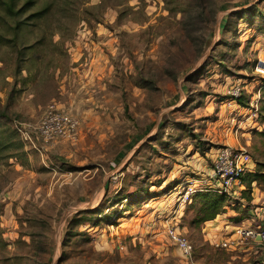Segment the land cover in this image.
Wrapping results in <instances>:
<instances>
[{"label": "rangeland", "instance_id": "rangeland-1", "mask_svg": "<svg viewBox=\"0 0 264 264\" xmlns=\"http://www.w3.org/2000/svg\"><path fill=\"white\" fill-rule=\"evenodd\" d=\"M46 3L0 45V264H264L235 234L264 211V184L243 197L253 172L217 220L194 223L202 192L186 196L223 145L264 170V0ZM53 103L77 129L45 143Z\"/></svg>", "mask_w": 264, "mask_h": 264}, {"label": "built area", "instance_id": "built-area-1", "mask_svg": "<svg viewBox=\"0 0 264 264\" xmlns=\"http://www.w3.org/2000/svg\"><path fill=\"white\" fill-rule=\"evenodd\" d=\"M258 67L261 72L264 71V60L259 62ZM232 94L235 102L241 94V88H236ZM255 110H257L256 107ZM76 129L77 124L72 115L53 103L49 104L44 110L36 132L45 143H50L72 137ZM251 161L253 160L250 154L243 147L221 146L213 158L211 178L209 182L204 183L206 187L197 185L189 187L186 196L192 192H206L208 190L220 193L236 192L238 188L242 187L241 178L243 175L254 172V165H249ZM262 212L261 216L258 215L256 224H249L248 227H236L235 234L240 240H250L264 247V211ZM166 236L171 244L175 245L185 257L192 254V243L177 227L169 226L166 229ZM231 242L226 238L218 245L226 248Z\"/></svg>", "mask_w": 264, "mask_h": 264}, {"label": "trees", "instance_id": "trees-1", "mask_svg": "<svg viewBox=\"0 0 264 264\" xmlns=\"http://www.w3.org/2000/svg\"><path fill=\"white\" fill-rule=\"evenodd\" d=\"M38 0H0V25L7 23V26L12 31V38H7L3 32H0V45H3L8 41H14L17 31L21 26L26 24L29 20L40 19L46 16L51 9V3H46L36 8ZM25 13L24 18L20 19ZM12 21V22H8ZM4 113L0 114V118H5ZM4 131H2L3 133ZM263 133V132H261ZM5 137L1 136L0 132V144L5 146ZM260 167H264V163L258 162ZM252 183L257 186L264 184V170L253 172L251 174L250 181L247 183V188L243 192V197L246 200L251 199ZM261 188V187H260ZM248 191V192H247ZM229 193L217 192L214 190H208L198 195V200L193 206L195 212V218L193 220L196 224H201L209 221H213L218 215L225 212L227 206V195Z\"/></svg>", "mask_w": 264, "mask_h": 264}, {"label": "crops", "instance_id": "crops-1", "mask_svg": "<svg viewBox=\"0 0 264 264\" xmlns=\"http://www.w3.org/2000/svg\"><path fill=\"white\" fill-rule=\"evenodd\" d=\"M239 145H240V144H239ZM240 146H242V145H240ZM210 178H211V175H210ZM210 178L203 177V178H200V179H198V180H199V182L207 183V182H209ZM256 190H257V194L255 195V192H253L252 195H254V197L260 199V201H261L260 206H262V205L264 204V193L260 192V190H259L257 187L253 188V191H256ZM259 193H260V194H259ZM259 195H260V197H259ZM254 200H255V199H254ZM258 201H259V200H258ZM224 215H225V214H224ZM214 220H217V218L214 219ZM226 227H227V226H226Z\"/></svg>", "mask_w": 264, "mask_h": 264}]
</instances>
